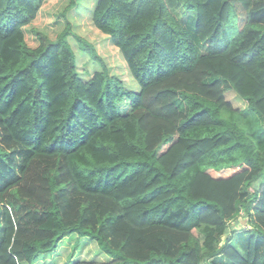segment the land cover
Wrapping results in <instances>:
<instances>
[{"label": "trees", "instance_id": "16d2710c", "mask_svg": "<svg viewBox=\"0 0 264 264\" xmlns=\"http://www.w3.org/2000/svg\"><path fill=\"white\" fill-rule=\"evenodd\" d=\"M43 1L0 0V264H33L72 234L110 259L73 264H264V23L247 21L252 0H96L92 25L135 92L72 31L78 0L54 40L32 29L28 47L22 28ZM71 38L101 68L86 82Z\"/></svg>", "mask_w": 264, "mask_h": 264}, {"label": "rangeland", "instance_id": "374dc122", "mask_svg": "<svg viewBox=\"0 0 264 264\" xmlns=\"http://www.w3.org/2000/svg\"><path fill=\"white\" fill-rule=\"evenodd\" d=\"M45 1L49 2L44 5L36 19V23L33 25H36L38 31L44 32L49 39L54 40L64 28L65 21L62 12L68 5V0ZM48 8H51V11H49ZM79 10L80 8H78L77 13ZM71 11H68L65 14L66 19H68L67 16L70 18V16L76 15V13H72ZM76 19V21L73 20L74 25L70 23L72 25V31L94 46L96 52L106 64L109 75L118 78L124 88L129 92H135L138 87H135V83L128 74L119 51L111 45L108 37L96 30L87 16L80 15L77 16ZM254 20L264 23V0H252L251 12L249 13L247 21L252 22ZM33 25H26L22 28L23 36L25 37L27 46L30 48H35V46H37V41L31 31ZM32 41L35 42V46ZM69 43L76 56V69L79 73V78L83 82H86L95 72L100 71L101 68L96 63H93L86 54L78 50L77 45L72 38L69 39ZM225 97L227 101L236 108H243L245 106V102L240 100L231 90H228L225 93ZM126 105L127 104L124 103V108L127 109L128 106ZM263 190L264 186L261 189V192ZM245 227L246 220L240 218L232 222L227 233L235 230H242ZM77 261L103 263L109 262L110 259L98 248L95 241L72 234L62 239L54 251L39 255L38 259L35 260L33 264H73Z\"/></svg>", "mask_w": 264, "mask_h": 264}, {"label": "crops", "instance_id": "0c3cea01", "mask_svg": "<svg viewBox=\"0 0 264 264\" xmlns=\"http://www.w3.org/2000/svg\"><path fill=\"white\" fill-rule=\"evenodd\" d=\"M54 1V0H53ZM57 1V0H56ZM49 1H43L42 2V4L40 5V8H39V10H38V12H37V14H36V16H35V18L32 20V22L30 23V24H35L36 23V19L38 18V16H39V13L41 12V10L43 9V7H44V5L46 4V3H48ZM62 2V1H61ZM68 2H69V0H68ZM53 3H55V2H53ZM58 3V2H57ZM56 4V3H55ZM62 4H63V2H62ZM95 4H96V0H78L77 1V5H76V7H73L74 9H70L69 11H71L72 13H76V15H73V16H70V18L67 16V20H68V22L69 23H72V25H74L73 24V20H77L76 19V17L77 16H80V15H83V16H87L88 18H89V20L91 21V13H92V11H93V9H94V7H95ZM78 8H80V10H79V12L77 13V10H78ZM47 10V9H46ZM48 10L49 11H51V8H48ZM29 24V25H30ZM29 25H27V26H29ZM31 28H33V29H37L38 30V27L36 26V25H33ZM30 28V29H31ZM33 34V33H32ZM34 36V35H33ZM34 38H35V36H34ZM36 39V38H35ZM24 40H25V37H24ZM26 42V41H25ZM32 43H33V45L35 46L36 44H35V42H33L32 41ZM37 43V42H36ZM27 44V43H26ZM36 47V46H35Z\"/></svg>", "mask_w": 264, "mask_h": 264}]
</instances>
